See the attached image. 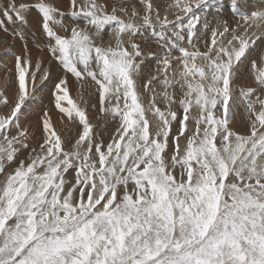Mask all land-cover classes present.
Segmentation results:
<instances>
[{"label":"snow or ice","instance_id":"snow-or-ice-1","mask_svg":"<svg viewBox=\"0 0 264 264\" xmlns=\"http://www.w3.org/2000/svg\"><path fill=\"white\" fill-rule=\"evenodd\" d=\"M210 8L3 0L0 31L23 46L0 73V264H264V0H230L235 25L201 30ZM53 67L63 128L47 108L22 125ZM69 77L93 85L100 124Z\"/></svg>","mask_w":264,"mask_h":264},{"label":"rangeland","instance_id":"rangeland-1","mask_svg":"<svg viewBox=\"0 0 264 264\" xmlns=\"http://www.w3.org/2000/svg\"><path fill=\"white\" fill-rule=\"evenodd\" d=\"M2 3H3V0H0V4ZM53 3L59 4L61 9L64 10V0H53ZM153 3H154V6L156 5L160 6V8L162 9L161 15L163 16L164 15L163 9L166 7L168 3H170V0H153ZM209 3L211 4L210 9H204L203 11L198 12V15H200L202 19L201 30H203L206 24H211L214 27L215 20L220 19V18L227 19L229 23L235 25L238 17H234L231 14L230 0H209ZM169 18L171 19L172 17L170 16ZM186 22L187 21L185 20V23ZM157 31H159V26H157ZM171 32H172V28L170 27L167 34L170 35ZM143 36H144V39H148V38L152 39V44H151L152 51H155V52L160 51L158 45L155 43L156 37L152 36L150 30L145 32ZM43 39H46V38H43ZM109 41L114 43V38L112 37L110 32L105 31L104 33H102V40L100 38H97L96 43L107 46ZM28 43H29V47L33 49V56L38 57V58H43L45 61V66H47V64L49 63V56L45 50V45L41 44L40 48H36L34 46V41L32 39H29ZM22 46H23V42L19 40V38H13L12 36H8L2 31H0V73H4L6 71V66H11L13 62V56L8 55L6 53V49L10 48L14 55L15 53L19 52ZM200 46L201 47L203 46L202 43L200 44ZM260 48H264V40H260L257 42L251 55H255L256 52ZM247 63L248 62L245 61V65H247ZM155 68H156L155 60H150L145 65V73H147L148 71H155ZM57 74H58V70L55 67H53V71H52L49 81H46L44 82V84L40 85L39 80H37V84L40 90L33 97V101L29 105V110L27 111L28 114L26 113V116L28 117V119L24 120L22 118L21 120L22 125L31 124L35 126L40 116L41 111L47 108L52 115L53 122L55 123V126L57 127V129L60 130L63 128V124L59 120L57 111L54 109V105L51 103V100H52L51 90L53 88V82L56 81ZM69 83L71 85L70 96L74 100L81 101V98H82L84 102H87L86 104L84 102H81V107H86V110L90 118V122H92L94 125L100 124L102 121L98 119L100 115L98 112V107L97 109H93L91 107L93 103H96L93 85L88 81H85L83 84H78L74 81V78H71V77H69ZM250 83L251 81L247 78V72L245 71L244 66H242L241 75L236 81L237 94H238L240 87L247 86ZM2 90H4V85L2 81H0V91ZM161 107H163V105H161ZM245 122H246V117L242 114L240 116H237L235 122L232 124V127L235 130L243 132L245 130ZM107 138H108L107 133H105V139Z\"/></svg>","mask_w":264,"mask_h":264},{"label":"bare ground","instance_id":"bare-ground-1","mask_svg":"<svg viewBox=\"0 0 264 264\" xmlns=\"http://www.w3.org/2000/svg\"><path fill=\"white\" fill-rule=\"evenodd\" d=\"M40 106H41V105H40ZM41 108H42V107H41ZM36 109H38V108H36ZM36 109H35V110H36ZM26 113H27V112H26ZM27 114H28V113H27ZM35 115H36V114H35ZM33 118H34V117H33ZM34 121H35V120H34Z\"/></svg>","mask_w":264,"mask_h":264}]
</instances>
